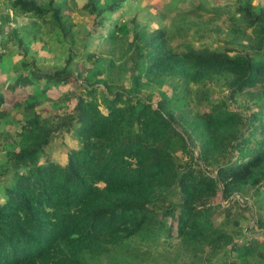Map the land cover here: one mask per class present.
Here are the masks:
<instances>
[{
	"label": "trees",
	"instance_id": "1",
	"mask_svg": "<svg viewBox=\"0 0 264 264\" xmlns=\"http://www.w3.org/2000/svg\"><path fill=\"white\" fill-rule=\"evenodd\" d=\"M133 1L82 4L88 22L77 30L79 38L85 47L99 39L107 45L103 55L93 59L86 52L87 63L74 62L77 54L70 53L58 70L27 71L82 92L72 93L74 119L23 120L18 150L1 182L0 264H100L113 255L117 264L127 263L143 246H168L173 224L175 244L189 264H264V235L260 242L259 235L225 229L238 205L235 194L241 197L247 188L262 191L255 192L251 215L253 228H264V5L253 9L249 0H237L232 11L224 10L225 35L241 48L230 54L228 46H173L164 28H147L139 9L127 19L107 20ZM190 3L201 19L207 5ZM8 5L32 25L38 20L63 30L61 20H67L64 0ZM11 17L0 11V33L8 41L18 37ZM20 63L24 67L14 68L27 66ZM24 81L19 72L9 91L0 90V119L2 105L18 98ZM162 84L169 95L158 90ZM208 84L225 87L230 99L250 92V101L243 109L219 107L197 90ZM26 97L22 102L19 96L18 104L36 103ZM192 99L196 106H189ZM61 129L73 131L77 147L67 150L64 164L38 162ZM216 196L228 204L214 203Z\"/></svg>",
	"mask_w": 264,
	"mask_h": 264
},
{
	"label": "rangeland",
	"instance_id": "2",
	"mask_svg": "<svg viewBox=\"0 0 264 264\" xmlns=\"http://www.w3.org/2000/svg\"><path fill=\"white\" fill-rule=\"evenodd\" d=\"M38 1L45 3L48 0ZM61 1L55 0V3L60 4ZM64 1L67 9L63 10L62 13L66 14L67 20H61L62 30L58 27L42 24L38 20L34 21L37 23L36 25H32V20L27 15H22L9 9L8 0H0V11L11 14L9 26L14 28L18 35V37L14 38L15 40L8 41L5 33H0V90L4 91V87L8 88L16 80L17 74L20 72L27 76V81L22 82L24 84H21L16 89L22 90L20 93L16 92L20 96V101L23 102V99L27 96V103L36 102L26 108L24 104H18V96L14 101L11 100L2 105L4 114L0 119V190L3 176L10 166L9 158L11 154L18 150L19 137L17 133L21 130L24 118L36 115L49 123L57 122L59 117L73 118V107L76 100L72 93L79 94L82 92L79 87L74 88L70 83H57L43 79V77L35 79L27 71L33 69L41 73H50L58 70L66 65V60L70 53L77 54L74 62L79 58L82 62L89 63L88 61H83L85 59L84 53H94L93 59H95V55H103L102 49L107 46L99 39H94L87 47L83 45V40L79 38L77 30L88 22V18L81 8L85 0ZM169 1L135 0L131 5L123 3V9L125 8V10H116V12L109 13L107 20L127 19L135 10L139 9L143 13L140 18H143L147 28H164L165 33L169 36L170 44L173 46L177 42L190 41L194 47L205 46L211 49H221L224 46H228L229 49L226 50H229L230 54L241 49L238 44L234 45L235 41L230 42L225 35L229 21L224 10L229 9L232 11L237 0H196V2H203V4L207 5L206 11L200 12L202 14L201 19L200 15L199 17L196 16L198 11L192 10L191 0H175L174 6H168L171 2ZM238 1L244 4V0ZM249 1L253 9H260L264 5V0ZM215 5L221 8L219 9L221 10L220 12H210V6ZM189 10L191 11L189 12ZM176 14L185 15L174 20ZM33 28L37 30L34 32ZM65 30L67 32L66 35L63 34ZM242 44H244V41H242ZM21 61L27 65L23 69H21L24 67L20 63ZM74 62H70L69 66L72 67ZM18 64L21 68H14ZM91 64L93 67H97V62ZM19 80L22 81L23 77L19 78ZM16 82L20 83V81ZM122 83L125 85L127 81L123 80ZM99 86L101 85L97 87ZM157 88L162 93L164 92L165 95L170 93L169 87L165 84L157 86ZM9 90L10 87L6 91ZM197 90L203 93L204 98L202 100L207 98L219 107H231V109L245 108L250 101L249 94L251 95L250 92H242L230 99L227 96L226 88L219 84H208L202 88L197 87ZM159 97V93L154 91V98ZM196 103L197 101L192 99V102H189V106H196ZM183 105H180V107H183ZM77 145V138L73 131L61 129L47 144L38 162L48 159L64 164L67 150L76 148ZM192 149L194 154H196V148L192 147ZM251 190L247 188L241 197L235 194L238 205L232 208L233 211L228 218L225 229L232 232H237L239 229V232H243L246 236L259 235L257 240L262 242L264 228H253L254 220L251 214L253 213L255 216L254 206L258 196L255 194L256 191L253 193ZM257 194L261 196L262 191L258 190ZM230 200H232V197H230ZM217 201H221L223 205L228 204L220 200L218 196L215 197L214 203ZM244 207H249V209ZM214 217L216 220L220 219L217 215H214ZM172 228L174 230L173 237L169 238L167 243L170 244L168 246H154V244L152 246H143L140 253L137 254V258H131L129 262L120 264H189V256L181 253L179 251L180 248L175 244L177 239H175L174 235V224ZM100 264H117V259L113 255L112 258ZM193 264L207 263L205 261L199 262L198 260Z\"/></svg>",
	"mask_w": 264,
	"mask_h": 264
}]
</instances>
